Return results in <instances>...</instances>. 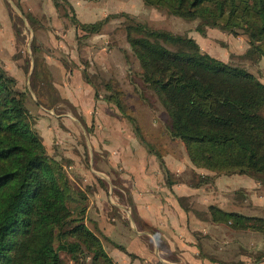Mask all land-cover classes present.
I'll return each mask as SVG.
<instances>
[{
	"label": "trees",
	"instance_id": "16d2710c",
	"mask_svg": "<svg viewBox=\"0 0 264 264\" xmlns=\"http://www.w3.org/2000/svg\"><path fill=\"white\" fill-rule=\"evenodd\" d=\"M53 2L59 9H70L65 16L75 25L78 42L100 33L112 17L129 19L126 38L141 67L142 89L158 96L169 115L170 137L184 143L193 165L214 172H194L197 185L221 174H246L264 183V83L248 67L213 56L189 34L151 27L128 13L84 23L69 0ZM143 2L198 20L196 30L202 35L209 27L236 36L246 34L249 48L237 56L251 61L264 57V0ZM24 12L30 21L36 20ZM15 30L21 32L18 27ZM33 53L31 85L43 103L42 91L51 84L36 47ZM30 67L29 58L24 70L29 72ZM83 74L96 88L90 75ZM18 84L0 64V264H96L99 260L117 264L102 237L87 224L92 186L76 185L63 160L48 151L27 105L29 90ZM105 99L136 124L121 92L114 90ZM135 129L164 166L161 152L145 141L138 126ZM209 210L213 221L232 229L264 232L263 218L215 205Z\"/></svg>",
	"mask_w": 264,
	"mask_h": 264
},
{
	"label": "crops",
	"instance_id": "0c3cea01",
	"mask_svg": "<svg viewBox=\"0 0 264 264\" xmlns=\"http://www.w3.org/2000/svg\"><path fill=\"white\" fill-rule=\"evenodd\" d=\"M16 1L26 12L38 19L40 22H37L38 29L39 27L44 29V22L48 19L52 27L50 30L56 29L57 33L61 31V36L67 38V42L59 40L55 47L60 50L70 47L72 49V46L79 47L75 25L68 22V17L66 20L65 13L61 14L53 0ZM69 1L73 5L76 17L84 23L96 22L111 13L117 14L121 7L117 0ZM138 1L143 7L146 6L143 0ZM0 11V16L7 27L6 34L10 37L9 17L6 11L2 12L3 9ZM209 29L210 27L207 34ZM102 31L92 35L93 41L89 44L95 43L96 40L108 43L106 34ZM11 35L13 36L12 31ZM240 35L244 36L245 47L241 48L234 42L231 45V53H228L230 57L233 54H243L249 48L248 35ZM104 43L100 45L102 50L106 49ZM213 56L224 61L231 59ZM47 60L49 64L56 66L55 72L60 76L57 87L61 90L63 100L77 112L78 118L72 113L59 114L56 117L57 121L53 122L54 126L49 127L46 125L48 124L46 117L39 115L41 117L38 116V120L36 119V127L46 147L53 129L55 134L61 133L60 116H64L63 124L73 132H76L77 127L83 130L85 127L82 123L90 127L92 119L97 116L101 118L99 125L106 129L104 132L108 135L107 138L89 135L85 143L89 150L91 165L93 149L97 157V171L93 170L91 175H86L87 180L89 177L92 178V181L87 183L92 186L93 194V197H90L89 212L94 209V216L88 215L87 224L102 237L105 249L115 263L264 264V232L232 229L222 222L213 221L209 210L210 206L215 205L226 211H236L264 219V183L246 174H221L215 176L212 181L197 185L198 178L194 172L199 175H214V172L194 166L188 154L183 157L182 154L161 153L163 166L157 154L151 152L143 139L132 132L131 124L125 120L126 117L123 114L121 116L114 105L103 99L101 93L97 96L96 88L84 78L83 65L66 68L52 56H47ZM249 64L256 67V72H252L264 83V57ZM11 74L18 80L24 76L22 70H18L17 74L12 72ZM51 128L52 131L49 130ZM67 133L66 138H75L72 133L68 131ZM77 143L76 139L75 145ZM81 145L83 146L80 143L79 146ZM65 148L66 146H63V149ZM79 148L70 152L81 159ZM58 154L63 157L59 158L61 160L64 156L68 161L73 160L71 155L63 156L59 152L53 155ZM187 167L192 171L185 175ZM98 178L101 181H96ZM114 187H118V193ZM240 194L242 198L239 200L237 195ZM196 202L199 206L194 208L192 204Z\"/></svg>",
	"mask_w": 264,
	"mask_h": 264
},
{
	"label": "rangeland",
	"instance_id": "374dc122",
	"mask_svg": "<svg viewBox=\"0 0 264 264\" xmlns=\"http://www.w3.org/2000/svg\"><path fill=\"white\" fill-rule=\"evenodd\" d=\"M117 1L121 3L120 11L117 14L123 12L128 13L131 17L147 23L151 27L195 36V38L201 43L203 49L212 52V55L224 57L225 59L231 58L230 61L244 65L251 71L256 72V67L249 64L251 63V60H246L235 54L231 57L228 55V53H231V45H233L234 42L241 48L245 47V41L243 40L244 36L241 37V35L236 36L229 33L224 34L220 29L210 28L209 33L203 38V35L196 30L198 20H186L168 14L165 10L149 6L143 7L138 0L137 2H128L129 0ZM0 5L2 7L1 9H3L2 12H7V17H9L8 20L10 21L11 31L13 33L12 36L9 29L10 37L7 36L5 21L0 16V64L4 65L10 73L12 72L13 74H17L18 70L23 71L24 76L20 77L18 85L23 89L29 90L27 105L37 120L41 116L46 117L45 120L48 122L46 125L52 127L54 126L53 122L57 121L56 117L59 114L69 113L71 115L72 113L78 118L76 115L77 112L62 98L61 90L58 88L60 81L59 73L55 72V69H57L56 66L54 64H49L47 60V56H52L57 61L62 62L66 68H75V66L83 65V71H86L90 75V78L94 81L96 89L102 94L103 99L114 90L121 92V99L126 106L127 113L136 120V124H133L127 117H124L125 120L130 122L131 130L135 135L137 134L136 131H134V127L138 126L142 137H144L147 142L151 143V145H153V147L159 152L165 155L169 152L182 154L183 157L187 155L184 144L180 141L171 139L169 135L167 130L169 115L158 96L150 89H142L143 81L139 76L141 67L139 62L130 52V46L126 38V24L130 22L126 16L112 17L104 26L102 33L106 34V39L108 41V43L103 42L106 49H101L100 45L102 46L103 43H101L100 40H96L95 43L89 44L90 41H93V38L89 37V39L88 37H85L82 38V42L77 43L79 46L78 48L72 46V49L70 47L60 50L54 45H56L59 40H64L65 42L68 40L66 37L61 36V31L57 33L56 29L50 30L52 27L51 24H49L48 19L44 22V29H41L40 27L38 29V19H32V21H30L26 17L25 10L18 1L1 0ZM69 10L70 9L64 8V6H61L59 9L61 14L65 12L68 13ZM21 12H23L24 16ZM111 15L113 14L111 13L107 17ZM67 19L66 16V20ZM68 22L71 23L70 19H68ZM14 27H18L21 32L17 33ZM33 47H36L37 49L41 69L48 70L45 78L49 79L48 82L51 84L45 86V90L42 91L43 94L41 95V100L43 103L39 102V97L31 85L32 65L33 60L35 61ZM29 58L31 59V67L29 72H26L24 67ZM106 101L109 104L111 103L114 105L115 109H117L122 116V113L115 103L108 100ZM108 112L109 111H107V113ZM62 117L64 116L59 117L61 119L59 120L61 133L55 134L53 128L49 129L51 131L53 129V134L48 137L50 139L47 140V148L49 152L53 154L59 152L62 153L63 156L71 155L73 160H66V156H64V159L62 160L67 166L72 181L78 186L84 188L88 187L87 183L91 182L92 178L89 177L87 180L86 175L93 172V170L97 171V157L95 155L96 152L93 149V165H91L89 150L85 144L86 139L89 138V135H92L95 138H99V135L100 138H107L108 135L104 132L106 129L99 125L101 124V118L97 116V118L92 119L93 121L89 124L91 125L90 127L86 126L85 123H82L85 128L81 130L77 127L76 132H73L63 124ZM56 125L57 124L55 123V126ZM67 131L72 133L75 138H66L68 134ZM76 139L78 140V143L75 145ZM80 143L83 144V146H79ZM63 146H66V148L63 149ZM75 148L80 149L78 152L82 154V156H80L81 159H79L76 154H71L70 150L75 151ZM56 156L57 158H63L60 154ZM191 171L192 170L187 167L185 175L186 173L189 174ZM96 181L101 180L98 178ZM117 188L118 187H114V190L118 193L119 190ZM89 195L91 197L93 195L92 192H90ZM237 197L239 200L242 198L241 194L237 195ZM124 202L127 204V200ZM192 206H199V204L196 202L193 203ZM203 208L204 207H200V209ZM91 215L94 216V209H91L89 212V216ZM64 257L66 258L65 255ZM69 263H71V261H69ZM96 264L107 263L104 260H99Z\"/></svg>",
	"mask_w": 264,
	"mask_h": 264
},
{
	"label": "water",
	"instance_id": "95a60500",
	"mask_svg": "<svg viewBox=\"0 0 264 264\" xmlns=\"http://www.w3.org/2000/svg\"><path fill=\"white\" fill-rule=\"evenodd\" d=\"M21 14L23 15V12H21ZM33 68H34V60H33V65H32V71H33Z\"/></svg>",
	"mask_w": 264,
	"mask_h": 264
}]
</instances>
